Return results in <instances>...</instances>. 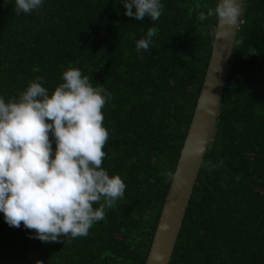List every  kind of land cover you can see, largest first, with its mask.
<instances>
[{"label":"trees","instance_id":"obj_1","mask_svg":"<svg viewBox=\"0 0 264 264\" xmlns=\"http://www.w3.org/2000/svg\"><path fill=\"white\" fill-rule=\"evenodd\" d=\"M161 2L151 22L127 17L121 0H44L27 14L0 0V95L7 102L38 77L51 93L63 71L79 68L111 94L101 167L126 185L75 239L41 242L0 213V264H146L217 29L214 17L199 19L216 0ZM245 3L215 135L170 264H264V0ZM150 26V51L138 53Z\"/></svg>","mask_w":264,"mask_h":264},{"label":"clouds","instance_id":"obj_2","mask_svg":"<svg viewBox=\"0 0 264 264\" xmlns=\"http://www.w3.org/2000/svg\"><path fill=\"white\" fill-rule=\"evenodd\" d=\"M43 3L15 0V11L27 14ZM121 4L124 14L137 21L148 17L155 22L163 9L161 0ZM245 6V0H216L199 19L214 17L224 30L221 37H227ZM155 35L156 28L148 27L136 42L137 52L150 51ZM42 79L31 81L7 102L0 95V213L9 226L23 224L34 230L30 238L48 243L86 236L104 219L105 209L123 197L126 185L118 174L110 176L101 167L108 140L102 109L111 94L94 87L75 67L63 71V82L51 93Z\"/></svg>","mask_w":264,"mask_h":264},{"label":"water","instance_id":"obj_3","mask_svg":"<svg viewBox=\"0 0 264 264\" xmlns=\"http://www.w3.org/2000/svg\"><path fill=\"white\" fill-rule=\"evenodd\" d=\"M239 24L240 20L227 37H221L224 30L217 25L206 76L174 173L179 170V174L172 178L146 264H170L172 259L204 157L215 135Z\"/></svg>","mask_w":264,"mask_h":264}]
</instances>
